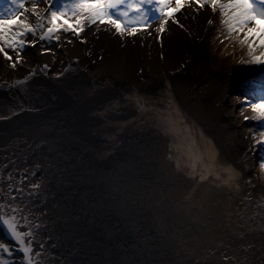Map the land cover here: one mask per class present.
I'll use <instances>...</instances> for the list:
<instances>
[{
	"label": "bare ground",
	"instance_id": "1",
	"mask_svg": "<svg viewBox=\"0 0 264 264\" xmlns=\"http://www.w3.org/2000/svg\"><path fill=\"white\" fill-rule=\"evenodd\" d=\"M56 1L54 9L66 3ZM13 7H0V16ZM149 11L146 30L134 37L121 40L96 25L84 33L85 45L70 33L61 34L58 46L37 40L15 69L0 57V174L20 169L41 185L26 200L42 221L37 239L51 264H220L224 249L205 257L184 246L204 229L207 213L220 218L226 238L264 233L248 211L263 202L245 182L246 153L223 135V112L212 110L213 99L194 98L196 87L197 96L237 89L232 100L252 152L262 157L254 173L264 184V125L249 106L257 99L249 93L258 90L246 88L256 80L247 44L210 9L187 3L158 42L160 14ZM216 27L232 42L227 57L237 53L243 61L209 71L215 57L207 45ZM43 48L52 51L42 54ZM29 72L27 87L10 89ZM245 75L251 81L240 83ZM0 243L13 250L3 257L7 264H24L2 225Z\"/></svg>",
	"mask_w": 264,
	"mask_h": 264
},
{
	"label": "snow or ice",
	"instance_id": "2",
	"mask_svg": "<svg viewBox=\"0 0 264 264\" xmlns=\"http://www.w3.org/2000/svg\"><path fill=\"white\" fill-rule=\"evenodd\" d=\"M40 2L49 5L46 11L38 8ZM10 3L14 7L9 14L0 16V57L12 69L22 65L24 48L35 46L37 40L54 41L58 46L61 34L66 36L70 33L80 44H86L84 33L96 25L110 28L121 40L126 36L134 37L146 30L150 9L160 14L155 37L159 42L160 33L165 32L167 23H179L175 14L186 3L210 9L218 15L220 26L229 35L239 34L242 37L240 43L247 44L250 62L264 65V51L254 54L258 47L264 48V27L260 26L264 23V0H67L62 7L55 9L51 7L53 0H30V8L26 0H10ZM207 23L211 25L213 20L208 19ZM29 36L31 40L27 39ZM72 42L67 40V43ZM51 51V48H43L42 54ZM32 75L29 72L23 79L13 81L10 89L27 87ZM258 83L259 90L249 93L257 99L249 106L256 118L264 121V72L260 74ZM4 118L0 116V120ZM260 144L264 145V140ZM260 167L264 168V163ZM29 175L20 169L0 174V225L15 242L16 251L22 254L24 264H51L45 243L37 239L43 227L42 221L27 206L26 197L38 195L41 187L34 181L29 182ZM6 254L12 255L13 250L0 243V264H7L3 258Z\"/></svg>",
	"mask_w": 264,
	"mask_h": 264
},
{
	"label": "rangeland",
	"instance_id": "3",
	"mask_svg": "<svg viewBox=\"0 0 264 264\" xmlns=\"http://www.w3.org/2000/svg\"><path fill=\"white\" fill-rule=\"evenodd\" d=\"M217 29L218 31H216ZM232 46L231 40L228 39L227 35L221 33L219 27H216L212 31L207 45V52L208 56H214L215 58L208 64L209 71L213 70L212 68L215 67L221 70L224 65L233 62L234 59V61H243V58H241V56L238 57L239 54L237 53H233L231 58L227 57ZM50 58L51 57H46V60L50 61ZM92 65L96 67L98 66V63ZM246 81L248 82V78H246L245 75L244 78L240 80V83L244 82L245 84ZM232 85L233 88H237V83H232ZM196 88L198 92L200 87ZM197 92L194 94V98H197L200 102H204L211 97L215 105V107L211 109L222 110L223 116L221 118L222 122L225 123L223 135L233 146L240 148V151H244L246 153L247 156L243 159V163L249 169L250 176L245 179V182L250 188V191H252L253 188L255 189L253 190L255 191L254 193L257 194L263 202L262 205L253 206V209L248 211L250 215L258 216L255 219L258 221V224L264 225V184L260 182L259 176L254 173V170L258 166L262 157H257V155L252 152L253 141L250 137V133L242 127V123H239V118L237 117V106L234 105L232 100L234 95L237 93V89H235L232 93L229 90L221 91L214 89L212 91H203L204 93L202 92L203 94L200 93L202 95L198 96ZM220 102L223 104L220 105ZM234 124H239V127H235ZM203 217L204 225L202 227L205 230L203 229L201 231H197L184 240V242L187 241V244H184L186 251H189L190 253L203 252L205 257H207L209 256V252L212 254L211 251L217 252L220 249H224L227 254L223 256V259L219 260L221 262L220 264H264V233L262 231L257 233H255V231H250L229 239L226 238L225 235L221 234L222 229L220 218H217L213 213L204 214ZM252 221L253 223L256 222L254 220ZM214 239H217L215 242L217 244L210 243L211 241H214ZM228 245L229 249L225 248V246ZM215 256H217V254H215Z\"/></svg>",
	"mask_w": 264,
	"mask_h": 264
}]
</instances>
